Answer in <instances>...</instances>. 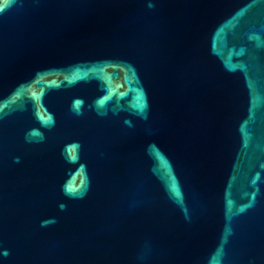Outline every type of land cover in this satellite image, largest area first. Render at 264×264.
Masks as SVG:
<instances>
[{
	"label": "water",
	"instance_id": "water-1",
	"mask_svg": "<svg viewBox=\"0 0 264 264\" xmlns=\"http://www.w3.org/2000/svg\"><path fill=\"white\" fill-rule=\"evenodd\" d=\"M0 264H264V0H0Z\"/></svg>",
	"mask_w": 264,
	"mask_h": 264
}]
</instances>
